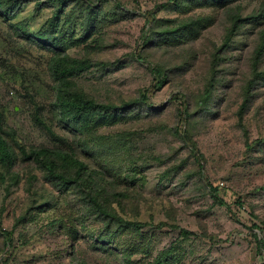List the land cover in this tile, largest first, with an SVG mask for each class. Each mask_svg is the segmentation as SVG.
<instances>
[{"label": "rangeland", "instance_id": "rangeland-1", "mask_svg": "<svg viewBox=\"0 0 264 264\" xmlns=\"http://www.w3.org/2000/svg\"><path fill=\"white\" fill-rule=\"evenodd\" d=\"M58 8L28 0L13 18L0 13V133L16 154L0 178V228L12 234L0 236V264H264V76L238 118L264 44V0H66L53 31L68 55L92 62L74 78L88 96L121 106L153 86L151 68L166 78L150 106L95 117L85 133L53 107L51 53L17 29L38 32ZM227 11L243 24L224 47ZM40 148L74 150L100 172L121 193L108 197L120 220L107 226L72 184L45 179L23 155Z\"/></svg>", "mask_w": 264, "mask_h": 264}, {"label": "trees", "instance_id": "trees-1", "mask_svg": "<svg viewBox=\"0 0 264 264\" xmlns=\"http://www.w3.org/2000/svg\"><path fill=\"white\" fill-rule=\"evenodd\" d=\"M28 0H0V13L6 19L13 18L15 12L18 10L23 2ZM57 5L58 10L49 24H45L36 33H31L27 28L22 25L18 26V33L27 38L28 41L35 45L49 51L51 58L48 64V72L54 83V103L53 107L59 115V119L65 124L77 126V128L85 133V129L88 127V122L93 118L101 120H112L118 118L121 112L132 106L145 104L150 106L149 96L154 91L160 89L166 82L163 72L155 67L151 68V73L154 75V84L146 91L140 92L139 96L133 100L123 103L121 106H117L112 103H105L97 100L91 96H88L78 84H76L74 78L77 75L87 71L93 66L90 60H81L72 58L66 52L65 40L62 36L56 35L53 31L54 20L58 18L59 14L63 12V7L66 0H51ZM227 18L229 20V27L226 30L224 38V47L229 44L231 39L239 31L243 20L235 12L227 11ZM264 55V44L261 45L253 59L251 67V77L248 81V86L245 90L244 100L238 111V118L240 121L243 118L244 111L247 108V103L250 98L253 97V87L258 80L264 76L263 71H259L258 63ZM213 91V83H209L205 88L204 95L205 101L210 100ZM253 94V95H252ZM252 95V96H251ZM182 101V112L180 114V127L179 132L183 133V126L188 118L189 104L185 101L183 94H180ZM202 109V106H201ZM79 148L86 150V144L81 143ZM26 160H30L34 163L38 169L43 173L45 179L55 186L66 188L68 185H73L76 194L79 196L84 210L88 215H93L94 212L100 211L106 217L111 224L114 220H120L115 212L108 206L110 205V197L121 196V193L116 191H107V184L100 172L89 167L74 150L65 149H49L40 148L32 149L30 152H23ZM197 162H200L201 155H195ZM16 162V154L10 148L4 137L0 133V178L2 181L5 179V175H12L14 165ZM211 188V187H210ZM213 189V188H211ZM214 191V189L212 190ZM107 197V198H105ZM215 203L218 205H225V203L216 195L212 194ZM110 200V201H108ZM99 219V217H98ZM123 227H129L130 224L124 222ZM117 234H113L110 238L105 239L103 242L110 243ZM0 236L3 238L5 244H9L12 240V234L0 228ZM257 244L264 248L263 241L258 240ZM160 258L152 262V264H163L164 261Z\"/></svg>", "mask_w": 264, "mask_h": 264}]
</instances>
